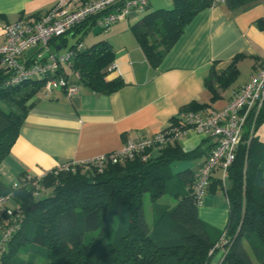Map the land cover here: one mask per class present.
<instances>
[{
    "label": "trees",
    "instance_id": "16d2710c",
    "mask_svg": "<svg viewBox=\"0 0 264 264\" xmlns=\"http://www.w3.org/2000/svg\"><path fill=\"white\" fill-rule=\"evenodd\" d=\"M171 2L169 8L147 12L149 1L132 26L153 68L191 18L210 6L209 0ZM87 22L67 33L82 29L80 39L72 45L81 44L73 57V69L79 75V84L96 93L110 94L124 82L121 78L106 79L114 60L107 40L83 47L81 39L94 26L91 21L87 27ZM56 39L59 45H65V35ZM238 57L234 56L223 70L210 69L205 85L214 95L215 84L225 87L237 77ZM42 83V79L34 78L0 87V163L18 135L28 101L42 91ZM200 107L191 102L182 110ZM262 121L264 116L256 127ZM202 152L184 151L176 141L155 155L151 151L146 160L136 156L122 163H108L100 172H81L79 166L74 172H50L38 185L52 190L41 197L33 194L31 185L12 190L0 176V195L9 194L21 212L20 228L8 240L2 264H37L38 259L45 264H210L212 255L208 252L222 237L225 243L214 248L224 250L218 264H264V141L255 133L249 138L246 126L227 170L228 188L219 178L208 187L210 191L224 190L228 223L223 231L198 217V206L190 194L195 170L187 167L172 172L170 167L176 161L195 160ZM145 195L151 202V225L145 219ZM162 197L175 203L157 202Z\"/></svg>",
    "mask_w": 264,
    "mask_h": 264
},
{
    "label": "crops",
    "instance_id": "0c3cea01",
    "mask_svg": "<svg viewBox=\"0 0 264 264\" xmlns=\"http://www.w3.org/2000/svg\"><path fill=\"white\" fill-rule=\"evenodd\" d=\"M57 1L0 0V43L4 24L19 17L40 16ZM171 4V0H150L147 12L169 8ZM142 14L132 12L106 30L91 26L83 36H91L90 44L99 40L110 43L115 67L106 79L121 78L123 87L100 94L79 84L76 96L67 97L63 90L57 89L49 93L40 91L28 101L18 135L0 163V176L5 183L23 174L39 176L68 162L108 154L118 150L127 139L151 136L178 117L191 102L201 106L199 111L219 110L248 83L264 58V0H229L198 11L156 68L150 65L132 31ZM85 25L90 26L89 22ZM58 43L56 50L62 52L64 45ZM236 55L237 77L225 87L215 84L214 95L206 87L205 78L212 67L223 70ZM1 71L0 65V77ZM262 126L264 121L254 133L264 141L258 136ZM178 143L184 151L203 152L195 160L173 162L172 172L187 167L196 171L207 157L212 138L189 130ZM156 152L152 151V155ZM220 176L219 171L214 172L209 186L215 178L221 180ZM226 178L227 174L222 183L225 189L229 186ZM167 202L175 203L172 199ZM7 208H16L11 199L0 209V230L8 219ZM197 213L206 224L223 231L228 223L224 190H208Z\"/></svg>",
    "mask_w": 264,
    "mask_h": 264
},
{
    "label": "built area",
    "instance_id": "2783aa9c",
    "mask_svg": "<svg viewBox=\"0 0 264 264\" xmlns=\"http://www.w3.org/2000/svg\"><path fill=\"white\" fill-rule=\"evenodd\" d=\"M150 0H58L44 14L37 17H19L3 25V39L0 43V65L3 71L0 87H11L26 80H43L42 91L63 90L67 97L76 96L79 91V75L73 69V57L81 44L69 47L65 52L56 50V38L66 35L85 21L106 30L111 25L123 21L132 12L141 13ZM211 6L227 0H209ZM115 67L112 63L110 70ZM264 116V58L252 72L247 84L241 86L233 98L221 109L209 112L199 110L182 111L162 130L151 136L127 139L113 152L103 154L83 162H68L39 176L23 174L10 183L11 189L33 186L37 194L38 182L47 173L54 174L79 166L81 172L87 169L102 171L108 163H122L139 156L142 160L150 157L151 151L174 144L189 130L201 132L212 138V146L206 159L194 173L190 188L194 202L202 205L203 197L214 172H220L221 183L232 164L241 135L249 127V138L253 135L256 123ZM10 195H0V209L10 200ZM7 221L0 230V264L6 253V244L14 232L20 228L19 209H5ZM225 243L222 237L214 248ZM214 248L209 250L211 253Z\"/></svg>",
    "mask_w": 264,
    "mask_h": 264
},
{
    "label": "rangeland",
    "instance_id": "374dc122",
    "mask_svg": "<svg viewBox=\"0 0 264 264\" xmlns=\"http://www.w3.org/2000/svg\"><path fill=\"white\" fill-rule=\"evenodd\" d=\"M163 1H166V0H163ZM65 36H66V42H65L64 48L62 49V52L67 51V49H69V47L74 45L76 43V41L78 39H80L81 34L80 33H75L74 35L66 34ZM91 40H92L91 36L90 37L86 36V37L82 38L81 41H82V43L84 45L83 47H85L88 44H90ZM258 136L261 139H264V126H262L260 128V131L258 132ZM179 170H181V169H179ZM179 170L176 169L175 171L177 172ZM226 180H227V178L225 179V181ZM51 190H52L51 188H46V187H44L42 185H39V189L37 191V194H35V196H37V197L40 196L41 197L43 195H47V194H49L51 192ZM11 201L14 203V201L12 199H11ZM163 201H169V200L166 199V197H162L157 202H163ZM223 205H224V203H223ZM143 207H144V214H145L146 222L148 223V225H151V212H152V209H151V202H150V199L148 198V195H145L144 198H143ZM213 251L211 252L212 256H211L210 264H218L219 260L221 259L222 255L224 253V250L219 249V250H216L214 252ZM45 263H46V261L43 260V259H38V261H37V264H45Z\"/></svg>",
    "mask_w": 264,
    "mask_h": 264
}]
</instances>
